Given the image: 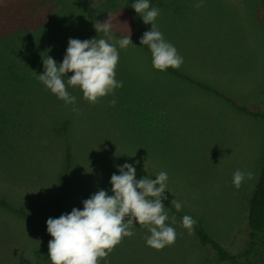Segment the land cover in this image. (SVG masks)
I'll return each instance as SVG.
<instances>
[{
	"label": "rangeland",
	"instance_id": "obj_1",
	"mask_svg": "<svg viewBox=\"0 0 264 264\" xmlns=\"http://www.w3.org/2000/svg\"><path fill=\"white\" fill-rule=\"evenodd\" d=\"M135 0H0V197L43 222L65 166L64 214L83 210L98 190L111 192L117 166L133 164L142 178L168 173L163 201L177 232L171 246L155 250L140 225L106 258L107 264H218L182 217L232 246L244 237V197L257 180L264 148V3L262 0H149L160 9L156 23L184 62L177 72L211 85L259 116L245 114L214 93L153 68L142 45L119 51L116 79L123 87L92 105L79 88L80 112L72 111L37 80L42 57L62 63L68 40L104 38L96 21L113 20L112 32L141 39L151 25ZM72 73H68L70 77ZM115 98L117 103L110 106ZM65 125V129L61 128ZM251 171L237 189L235 170ZM182 204L177 211L171 201ZM47 224V223H46ZM43 236L34 224L0 207V264H52L37 251ZM104 264V261H101Z\"/></svg>",
	"mask_w": 264,
	"mask_h": 264
},
{
	"label": "clouds",
	"instance_id": "obj_2",
	"mask_svg": "<svg viewBox=\"0 0 264 264\" xmlns=\"http://www.w3.org/2000/svg\"><path fill=\"white\" fill-rule=\"evenodd\" d=\"M204 0L194 6L202 7ZM142 18L143 23L151 25L140 39V44L147 46L151 52L152 66L158 71L168 68L179 69L184 62L177 48L168 42L156 23L160 9L150 6L149 0H135L131 5ZM97 33L104 38L68 40L66 54L62 63H57L51 56L42 57L44 72L37 75V80L50 90L66 105H72V111L79 113L77 98L69 88H79L83 99L95 105L108 95L115 96V90L123 87V81L116 79L120 49L133 45L130 33L116 39L112 32L113 20L94 23ZM118 46V47H117ZM134 46V45H133ZM68 73H72L70 77ZM110 106H115L113 98ZM119 175L113 173L110 178L112 195L106 190H98L84 200L83 210L73 208L70 213L61 214L59 218H48L47 232L52 239L48 243V257L52 264H107V257L124 238L135 235L134 226L140 225L150 235L145 237L146 245L159 251L171 246L177 239L176 229L168 223H176L175 216L169 212L163 201L167 181L166 171H160L155 179L136 178L133 164L124 163L117 166ZM251 171L235 170L232 183L239 189L243 182L252 180ZM171 205L177 211L182 204L173 199ZM197 221L189 215L182 217L181 226L194 231Z\"/></svg>",
	"mask_w": 264,
	"mask_h": 264
},
{
	"label": "trees",
	"instance_id": "obj_3",
	"mask_svg": "<svg viewBox=\"0 0 264 264\" xmlns=\"http://www.w3.org/2000/svg\"><path fill=\"white\" fill-rule=\"evenodd\" d=\"M262 1L264 3V0ZM131 39L140 43L139 40H136L133 37H131ZM142 48L146 53L149 54L152 61L149 48L144 45H142ZM164 72L181 78L187 83H191L202 90L210 91L215 95L222 97L235 109H238L245 114L252 116H259L261 114L256 111H251L243 104L237 103L232 98L226 96L224 93L218 91L211 85L206 84L203 81L193 79L187 74L177 72L176 69L168 68ZM64 129L65 125L61 128V130ZM64 152L65 166L57 178L56 196L50 202L52 218H59L61 214H64L63 204L67 194V176L72 161V151L69 144L65 145ZM136 178H142L141 173L138 170H136ZM251 188L252 189L250 193L244 197L245 214L243 219V230L245 235L240 240L239 244H234L232 246L225 244L223 241L217 239L211 233L206 231L198 219L193 218L197 221L196 225L194 226V235L198 244L201 247L207 249L208 252H211L215 256V262L218 264H264V148L261 156L258 177ZM0 207H3L14 214L30 220L34 224L35 228L43 236V244L37 252L49 259L48 243L52 237L47 232V224L26 210L25 207L14 206L3 197H0Z\"/></svg>",
	"mask_w": 264,
	"mask_h": 264
}]
</instances>
